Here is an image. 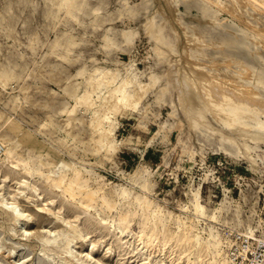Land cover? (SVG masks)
<instances>
[{
    "label": "rangeland",
    "instance_id": "1",
    "mask_svg": "<svg viewBox=\"0 0 264 264\" xmlns=\"http://www.w3.org/2000/svg\"><path fill=\"white\" fill-rule=\"evenodd\" d=\"M245 2L240 12L264 36V0ZM219 6L215 0H0V202H16L25 216L22 229L0 204V264H68L60 255L66 241L79 259L71 264H207L200 247L182 243L189 231L203 245L218 238L231 264H239L234 254L246 238L264 245V141L239 137L210 116L219 132L191 129L173 105L176 91H162L171 69L166 58L187 67L185 33L196 29L217 45L196 51L205 66L228 53L264 70V46L252 55L253 32ZM151 24L162 25L166 58L158 57ZM223 38L230 41L222 49ZM105 73L110 82L95 85ZM123 89L147 90L135 110L104 105L105 95ZM85 92L97 101L92 109L80 100ZM98 116L110 117L102 130L110 137L102 142ZM223 132L234 141L224 142ZM244 141L249 150H240ZM78 172L81 188L97 192L93 201L84 188L74 196L66 191ZM121 215L131 222L120 223ZM49 231L60 245L51 251L40 240Z\"/></svg>",
    "mask_w": 264,
    "mask_h": 264
},
{
    "label": "bare ground",
    "instance_id": "2",
    "mask_svg": "<svg viewBox=\"0 0 264 264\" xmlns=\"http://www.w3.org/2000/svg\"><path fill=\"white\" fill-rule=\"evenodd\" d=\"M231 1L233 2L234 5L233 6L230 5L231 6L230 7L229 3L225 1L215 0L217 4H220L219 8L221 11H228L229 13L234 15L235 18L236 17L239 18L241 20V23L244 22L245 23L244 25H246V27L253 32L252 41L254 42V49L252 50V55L253 53L259 54V46L262 47L264 46V36H262V34L259 33L262 30L257 25L254 26L253 25L254 22L253 24L250 23V21L246 19L247 17L245 18L242 15V13L245 10L242 13L240 12L241 10L239 7L241 4L245 7V3H246L245 0H231ZM209 8H210L209 5L206 8H204L205 14ZM205 18H206V22L208 23H213L214 21V19L211 17H205ZM151 25L153 27L151 28V30L153 32V36L156 41V52L158 54V57L160 56L166 58L167 52L165 50L167 48L165 47L166 48L165 50L160 48L161 45H164V43L168 42V40L165 41L163 38L165 37V35L162 37V34L164 32V31L162 32L163 29L160 28V26L162 27V25H160L159 27H157L155 24L154 25L151 24ZM185 34L187 37L188 45L190 46L185 51L187 53L189 52V56H187V53L185 54L189 58L187 59L185 56L187 60L184 59V61L186 60L188 66L183 68L184 66L183 65L181 67L182 69H180V67L179 69L175 68L177 61H174L171 58H166V61L167 63H169L171 69L167 73V78H166L167 83L166 86L163 87L164 89H162V91L164 93L165 92L170 93L172 91V88L176 91L177 101L173 102V105L175 106V108L176 107L181 108L182 110L181 112L187 118L186 120H188L191 129H200L203 127L209 131H213V134L219 132L220 130L214 124L209 122L208 116H210V118L214 122H216L217 124H222V126L224 128L225 127L228 128L230 132L238 131L239 137L254 139L256 141L263 142L264 134H262L258 129L264 130V121L262 120H261L262 122L255 121L256 118H259V116L264 115V94L262 93V90H264L263 68L260 65L249 64L241 60L239 57L235 58L232 55H229L228 53H225L224 60H216L215 58H212L213 62L210 65L208 64L209 66H205L206 64L204 65L203 64L204 62L202 63L201 61L198 60L200 59L198 58L200 53L197 54L196 51L197 50L201 51L204 45H207L206 47H208L209 49H211V47L215 48L217 45L211 39L208 41L207 38L204 36V34L200 33L197 29L194 31V33H189V34L185 33ZM229 41H230L229 39H225V38L221 39L219 43L222 49L224 45ZM169 43L172 45L174 44L173 42H169ZM172 45L171 48L173 49ZM177 46L179 45L177 44ZM194 54L196 57L193 56ZM178 55L180 54L178 53ZM204 55L207 57H211L208 54H204ZM259 58L260 60L264 61V59L261 56H259ZM234 62L237 63L236 65H238V69L236 72L234 71L231 72L230 68L232 67V63ZM110 80L111 77H108V73H105L102 74L98 80L94 81V84L96 85V82L97 85L99 83H107L110 82ZM146 90L147 89H142L141 91H138L134 94H130L125 89H123L121 90V95H117L118 94L117 90H111L108 95L104 96V105L114 111H118L119 109L121 110L124 109L123 110L124 112L128 109L135 110L138 107V104L143 100L144 93ZM80 100L83 103H85L87 107H89V109L94 108L97 102L92 97L90 92H85L80 97ZM247 118H252L253 123L252 124H250L249 122L247 123L246 122ZM97 120H98V126L101 128L100 140L102 142L103 139L110 137V134H108L107 131H102L104 128V123H108L110 117L99 118L98 116ZM224 134H225L224 132L221 134L222 140L224 142L234 141V138L227 137L226 134L225 135ZM249 147L250 146L248 145L247 141H244L242 142L240 150H243L244 148L246 150H249ZM79 174L80 173L78 172L77 174H75L77 176H73L71 179H68L66 182L67 183L66 191L69 192L71 196H74L76 194V190H80L81 188V186L78 184ZM65 180H66L65 177H62L59 182L63 183L65 182ZM85 187L86 186L84 185L83 188L86 189L84 190L86 191V197L88 198L89 201H93L94 198L96 197L97 192L88 190L87 187L86 188ZM0 204L2 208L5 209L6 213L10 214L11 217L14 219V221L18 225H20L22 229H24V225L22 224V222L24 221L23 219L25 216L20 206L16 202H9L7 199H4L2 202H0ZM81 206L84 210L90 208V205L84 202L81 204ZM195 207L197 211H202L204 209V207L199 203L198 200L196 201ZM28 220L29 221L33 220V218H29ZM62 221L64 223H67L66 220H62ZM130 222L131 221L129 217L124 218L122 215L120 216V223L128 224ZM66 225L67 228L69 229L72 227L75 228L70 223H67ZM52 234L53 233L49 231L48 236L44 234L40 239L42 242V246L47 248L49 251H51L50 250L51 248L54 249L60 247V245L58 244L59 243L58 238L52 236ZM79 234H80L79 235L80 238H84V236H82L83 235L82 233ZM66 239L67 236H65L64 240ZM181 240L183 244L190 245L191 246L190 248H197V246L200 247V249L197 248L199 254L204 251V253L209 256L206 262L207 264H231L230 260H228L225 256L221 255L220 253L221 241L216 237H214V243H206V245H203L200 237L198 235L192 236L189 231L185 233L183 239ZM71 244L72 241H66L65 246L63 248L61 247L62 250L61 248L59 249V251L60 250L62 251L60 252L61 253L60 255L64 257L63 258L64 261H66L68 264H71L70 262L73 260L79 261V259H77V256L75 257L74 255H72L73 248ZM11 253L12 252H9V254ZM80 264H84V263L82 262Z\"/></svg>",
    "mask_w": 264,
    "mask_h": 264
},
{
    "label": "built area",
    "instance_id": "3",
    "mask_svg": "<svg viewBox=\"0 0 264 264\" xmlns=\"http://www.w3.org/2000/svg\"><path fill=\"white\" fill-rule=\"evenodd\" d=\"M244 235H246L247 237H250L247 234H244ZM232 242L233 240H230L228 244L231 245ZM249 242L250 240L246 238L245 244L242 245L243 247L240 248V251H239V248L236 249L237 251H239V253L234 254L235 260H236V257H238L240 259L239 264H264V250H262L264 248V245L258 243V245L254 247L253 244H250ZM257 251H261L263 254L258 255ZM250 256H252V258H250Z\"/></svg>",
    "mask_w": 264,
    "mask_h": 264
}]
</instances>
